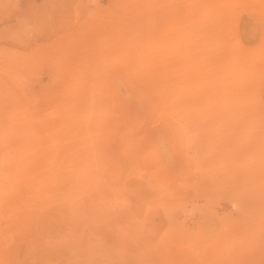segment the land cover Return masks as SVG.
Segmentation results:
<instances>
[{"label":"rangeland","instance_id":"rangeland-1","mask_svg":"<svg viewBox=\"0 0 264 264\" xmlns=\"http://www.w3.org/2000/svg\"><path fill=\"white\" fill-rule=\"evenodd\" d=\"M263 135L264 0H0V264H264Z\"/></svg>","mask_w":264,"mask_h":264},{"label":"bare ground","instance_id":"bare-ground-1","mask_svg":"<svg viewBox=\"0 0 264 264\" xmlns=\"http://www.w3.org/2000/svg\"><path fill=\"white\" fill-rule=\"evenodd\" d=\"M226 17H227V16H226ZM206 32H207V31H206ZM208 33H209V32H208ZM208 33H207V34H208ZM206 39H207V38H206ZM203 40H204V39H203ZM198 42H199V41H198ZM193 43H194V41H193ZM190 44H191V43H190ZM201 45H202V44H201ZM221 45H222V44H221ZM190 46H191V49H192L194 45L192 46V44H191ZM198 46H199V44H198ZM198 46H197V47H198ZM215 47H216V46H215ZM185 48H187V47L185 46ZM195 48H196V47L194 46V49H195ZM189 49H190V48H189ZM194 49H192V50H194ZM195 50H198V48L195 49ZM216 50H217V49H216ZM210 51H211V50H210ZM199 55H200V54H199ZM210 55H211V54H210ZM224 55H226V54H224ZM231 56H232V55H231ZM230 58H231V57H230ZM230 58H228V59H230ZM215 59H216V58H215ZM228 59L226 58V60H228ZM226 60H225V61H226ZM232 60H233V59H230V60H228V61H232ZM214 61H215V60H214ZM208 63H209V62H208ZM227 63H228V62H227ZM232 63H233V62H232ZM232 63L229 62V64H232ZM256 91H257V90H256ZM243 92H244V91H243ZM247 92L249 93V91H247ZM247 92L245 91L244 93H246V95H248ZM250 94H251V93H250ZM250 94H249V95H250ZM250 96H251V95H250ZM230 118H231V117H230ZM248 121H249V120H248ZM249 122H250V121H249ZM247 123H248V122H247ZM249 126H250V125H249ZM241 130H242V129H241ZM260 131H261V130H260ZM263 136H264V135H263ZM257 139H258V138H257ZM259 142H260V141H259ZM252 143H253V142H252ZM246 144H247V143H246ZM256 146H257V145H256ZM260 146H261V145H260ZM244 149H245V148H244ZM263 152H264V151H263ZM253 155H254V153H253ZM10 157H11V156H10ZM10 157H9V158H10ZM255 157H256V156H255ZM261 157H262V156H261ZM9 158H8V157H5V158H4L7 167L11 166V161H10L9 166H8V164H7V161L10 160ZM1 159H2V158H1ZM1 159H0V162H1ZM7 159H8V160H7ZM2 160H3V159H2ZM6 160H7V161H6ZM5 162L3 163L4 165H5ZM8 162H9V161H8ZM0 166H1V164H0ZM13 166H14V164H12V167H13ZM4 167H5V166H4ZM262 167H263V166H262ZM0 168H1V167H0ZM15 168H17V167H15ZM5 169H6V170H5ZM5 169H4V170H5L4 172H8V169H10V167H9L8 169L5 167ZM2 170H3V169H2ZM2 170L0 169V175H1V173L3 172ZM13 170H15V172H16V169H13ZM10 171H11V170H9V172H10ZM4 172H3V173H4ZM9 172H8V173H9ZM8 173H7V174H8ZM4 174H5V175L2 174V175H1L2 177L0 176V178H4V179L6 178V179H7L8 177H6V173H4ZM9 174H10V173H9ZM259 174H260V173H259ZM4 176H5V177H4ZM7 176H8V175H7ZM10 176H11V175H10ZM12 176H14V175H12ZM47 177H48V181H47L46 184H48L49 186H53V182H54V180H55L57 177L54 176L53 173H50ZM11 178H12V180L15 179V178H13V177H11ZM0 180H1V179H0ZM8 181H10V180H8ZM5 182L8 183L7 181H5ZM13 182L16 183V179H15ZM1 183H2V181H0V184H1ZM3 183H4V181H3ZM3 183H2V186H3ZM2 186H1V187H2ZM4 186H5V184H4ZM9 186H10V185H9ZM9 186H6V190H7V191L10 190V189L12 188V186H11V187H9ZM13 186H14V185H13ZM1 187H0V190H2V193H3V191H4L3 189H4V188L2 189ZM8 187H9V189H8ZM6 190H5V191H6ZM7 191H6V192H7ZM1 204H2V200H1ZM3 204H5V203L3 202Z\"/></svg>","mask_w":264,"mask_h":264}]
</instances>
